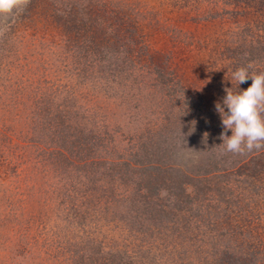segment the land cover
<instances>
[{
	"label": "rangeland",
	"instance_id": "obj_1",
	"mask_svg": "<svg viewBox=\"0 0 264 264\" xmlns=\"http://www.w3.org/2000/svg\"><path fill=\"white\" fill-rule=\"evenodd\" d=\"M249 64L264 0H30L0 19V264H264V148L227 152L215 108ZM160 145L188 196L147 190L133 155Z\"/></svg>",
	"mask_w": 264,
	"mask_h": 264
},
{
	"label": "clouds",
	"instance_id": "obj_2",
	"mask_svg": "<svg viewBox=\"0 0 264 264\" xmlns=\"http://www.w3.org/2000/svg\"><path fill=\"white\" fill-rule=\"evenodd\" d=\"M29 3L30 0H0V19H10ZM251 68V64L239 67L231 77L233 84L239 86L251 79V85L236 92L225 88L223 102L215 105L224 129L221 145L227 152L244 154L264 148V71L256 73ZM228 130L232 132L230 136Z\"/></svg>",
	"mask_w": 264,
	"mask_h": 264
},
{
	"label": "trees",
	"instance_id": "obj_3",
	"mask_svg": "<svg viewBox=\"0 0 264 264\" xmlns=\"http://www.w3.org/2000/svg\"><path fill=\"white\" fill-rule=\"evenodd\" d=\"M165 149L164 147L158 146L157 151L154 154H151L152 152H147L146 150L143 153L135 152L133 156L137 161V166L141 168L144 172H146L147 179H146V188L150 192V195L153 194V192H157V190L161 187L158 182L159 180L164 176L166 179L163 178L164 181L169 180V184L167 186L173 188H178L179 195H186L188 196L189 193H187V185L190 184L191 181H195L193 176L188 175L187 173H182V175H175L174 173V167L173 164L171 166L165 165L163 156L161 157L157 156L160 153V150ZM168 151V156H166L167 159L171 158L172 155H175L176 153L172 151V149L166 148ZM159 157V158H158ZM215 159L210 155L209 159L206 161L209 166L204 169L203 174L201 173L199 179H203L202 177H206L207 175L217 173L219 170V165L214 164ZM165 165V166H164ZM169 174V175H168ZM175 175V176H174ZM193 179V180H192ZM194 183V182H193ZM165 189H168V187ZM156 190V191H155ZM159 191V190H158ZM149 195V194H148ZM149 195V196H150Z\"/></svg>",
	"mask_w": 264,
	"mask_h": 264
}]
</instances>
